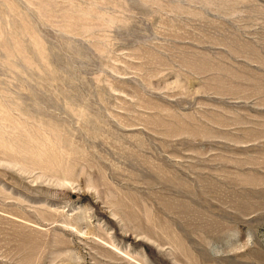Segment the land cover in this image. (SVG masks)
<instances>
[{"label":"rangeland","instance_id":"obj_1","mask_svg":"<svg viewBox=\"0 0 264 264\" xmlns=\"http://www.w3.org/2000/svg\"><path fill=\"white\" fill-rule=\"evenodd\" d=\"M0 264H264V0H0Z\"/></svg>","mask_w":264,"mask_h":264}]
</instances>
